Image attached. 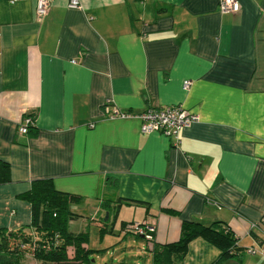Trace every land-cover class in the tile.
Masks as SVG:
<instances>
[{
	"label": "crops",
	"instance_id": "crops-1",
	"mask_svg": "<svg viewBox=\"0 0 264 264\" xmlns=\"http://www.w3.org/2000/svg\"><path fill=\"white\" fill-rule=\"evenodd\" d=\"M71 1L50 0L39 23L33 0H0V161L11 178L0 187V229L29 225L18 196L51 180L81 199L72 233L83 232L72 230L79 221L112 222V234L98 235L102 255L111 236L154 264L185 219L229 227L243 253L223 264H264V226L252 227L264 214V0H237L236 14H220L219 0H78L77 9ZM172 106L199 119L176 147L140 133L137 119L108 118L113 108ZM146 221L152 244L121 233ZM219 258L197 239L171 264Z\"/></svg>",
	"mask_w": 264,
	"mask_h": 264
},
{
	"label": "trees",
	"instance_id": "trees-1",
	"mask_svg": "<svg viewBox=\"0 0 264 264\" xmlns=\"http://www.w3.org/2000/svg\"><path fill=\"white\" fill-rule=\"evenodd\" d=\"M10 182V167L0 161V187ZM18 199L30 206V223L14 231L0 229V264H20L25 256L40 264H92V256L102 253L88 247V233H72L69 229L70 223L79 218L72 207L80 203V198L57 191L51 180H35ZM169 213L179 216L176 212ZM106 226L100 228L101 238L112 234V228ZM124 227L122 224L121 228ZM197 239L220 252L217 264L238 259L243 253L226 225L215 222L205 226L183 219L179 240L163 246L160 253H154V264H171L172 258L183 259L189 244ZM163 253L170 257L169 262L159 258Z\"/></svg>",
	"mask_w": 264,
	"mask_h": 264
},
{
	"label": "built area",
	"instance_id": "built-area-1",
	"mask_svg": "<svg viewBox=\"0 0 264 264\" xmlns=\"http://www.w3.org/2000/svg\"><path fill=\"white\" fill-rule=\"evenodd\" d=\"M35 4V21L42 22L48 14L50 8V0H33ZM13 3V1H11ZM79 7L78 0H72L69 8L77 9ZM220 14H236L240 10V4L237 0H219L218 7ZM74 63V62H72ZM190 82L183 83V90H188ZM107 106V105H106ZM109 119H137L140 121V133L149 135L159 133L166 138L173 140V146L179 144V134L182 130L188 129L195 124L199 119L197 115L191 114L184 110L181 106H172L166 108H150L140 115H131L121 113L113 108L108 114ZM31 125V120L26 118L23 120L19 133L26 134L28 126ZM92 128L93 125H90ZM264 226V214L259 225H252L253 228ZM121 233L123 235H131L140 237L147 243L154 241L155 226L150 222L130 223L125 225ZM247 253L254 255V249H247Z\"/></svg>",
	"mask_w": 264,
	"mask_h": 264
},
{
	"label": "rangeland",
	"instance_id": "rangeland-1",
	"mask_svg": "<svg viewBox=\"0 0 264 264\" xmlns=\"http://www.w3.org/2000/svg\"><path fill=\"white\" fill-rule=\"evenodd\" d=\"M81 218H86L85 215H82ZM101 225H105L103 221H100ZM112 222L107 224V227L111 228ZM72 230H82L85 233H88L89 237V242H88V247L90 249H97L100 247V243H98V235L100 233V227H98L97 222H91L85 220V221H79L76 222L72 225ZM114 240L111 236H108L105 240L107 243L108 241V247L106 248V254L102 255L103 253L93 255L91 258L92 264H146L142 259H143V254H140L137 249L134 250L133 253L130 254L129 250L123 251V246L121 247L120 245H113L112 243H109V241ZM116 241V240H115ZM145 242V241H144ZM144 242L138 241L137 245L135 247H140L142 243ZM147 243V242H146ZM153 243V242H152ZM148 243V244H152ZM105 248L106 245H103ZM131 256L133 258H131ZM135 256V258H134ZM136 256H139L137 258ZM131 258V259H130ZM255 261L259 260V255H255Z\"/></svg>",
	"mask_w": 264,
	"mask_h": 264
}]
</instances>
